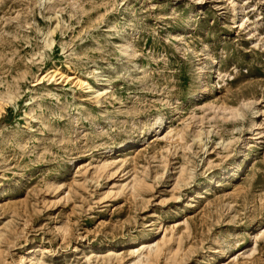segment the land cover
<instances>
[{
	"label": "rangeland",
	"instance_id": "rangeland-1",
	"mask_svg": "<svg viewBox=\"0 0 264 264\" xmlns=\"http://www.w3.org/2000/svg\"><path fill=\"white\" fill-rule=\"evenodd\" d=\"M0 264H264V0H0Z\"/></svg>",
	"mask_w": 264,
	"mask_h": 264
},
{
	"label": "bare ground",
	"instance_id": "bare-ground-1",
	"mask_svg": "<svg viewBox=\"0 0 264 264\" xmlns=\"http://www.w3.org/2000/svg\"><path fill=\"white\" fill-rule=\"evenodd\" d=\"M40 80H39V82L41 81V80H43V77L42 78H39ZM254 110H257V109H254ZM256 114H257V111L253 114V115H251L250 116V118H249V125H250V127L253 129L255 126H256V120H255V118H256ZM129 184V183H128ZM127 184V185H128ZM138 186L137 185V183L135 182V181H133V180H131L130 181V188H132L133 186ZM157 250H158V246L157 245H154V246H152V247H149L148 248V251H147V253L146 254H144L145 256H143V257H141V255H140V257H139V260L138 261H142V260H146V259H148L149 258V256H151V255H153L154 253H156L157 252Z\"/></svg>",
	"mask_w": 264,
	"mask_h": 264
}]
</instances>
